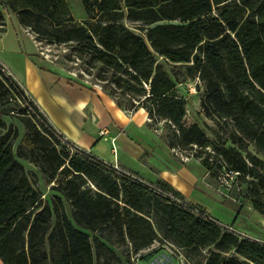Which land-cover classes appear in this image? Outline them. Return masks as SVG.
<instances>
[{"label": "trees", "instance_id": "1", "mask_svg": "<svg viewBox=\"0 0 264 264\" xmlns=\"http://www.w3.org/2000/svg\"><path fill=\"white\" fill-rule=\"evenodd\" d=\"M81 2L87 17L78 22L65 0H0V21L7 9L41 37L72 45L78 58L98 66L99 78L131 99L130 108L142 107L152 120L174 126L171 145L207 147L200 126L184 124L185 99L174 94L175 81L156 56L188 64L205 86L204 115L231 120V141L238 145L213 146L214 153L208 152L201 164L211 177L225 165L242 180L250 177L247 196L256 211L264 212V159L242 154L248 142L264 153V0ZM16 98L33 115L19 116L25 133L16 150L17 130L10 126L0 134V264H121L100 236L90 239L82 230H107L134 254L159 239L194 254L205 250L200 264H264V243L222 229L95 158L71 154L0 66V124L4 107ZM212 155L223 163L214 166ZM19 158L54 183L51 188L69 203L70 215L60 196H52L50 203L42 200ZM158 186L184 201L166 183Z\"/></svg>", "mask_w": 264, "mask_h": 264}, {"label": "rangeland", "instance_id": "2", "mask_svg": "<svg viewBox=\"0 0 264 264\" xmlns=\"http://www.w3.org/2000/svg\"><path fill=\"white\" fill-rule=\"evenodd\" d=\"M65 2L74 20L82 22L87 17L81 0H65ZM2 12L4 19L0 21V60L5 63L7 69H9L12 74L16 75L18 72L21 73V70L23 71L25 56L32 58V60L37 63L56 71L61 77L67 80L108 94L113 97L116 102H121V108L124 110L126 115H132L134 110L129 107L131 99L125 95L119 94V90L114 88L110 82L99 78L98 66L95 67L89 65L85 59L78 58L72 45L57 44L47 38H43L40 34L32 30V28L21 24L18 25L15 13L7 9H3ZM128 25L132 24L129 23ZM135 31L138 32L137 30ZM156 59L157 62H159L169 73L171 78L174 79V94L185 99V114L183 117L184 124L189 125L196 123L199 125L209 141L207 147H193V145L185 147L177 145L173 146L171 144L175 142L174 126L166 123L165 120L160 118L157 120L154 119L151 122L147 121V118L151 116L146 111L145 121L151 126L155 134L159 137H163L170 147L171 153L179 159L177 154H175V151L177 153L178 151L181 152L180 150L189 152L190 149H192V152L193 150H195V152L191 159H197L200 161L201 158H204L208 152L211 154L214 153L212 148L213 146L238 149V145L231 141V136L235 132L232 121L229 119L209 118L204 115L200 107V99L204 94L205 86L196 74L193 75V72H191L188 67L189 65L185 63L171 62L162 56H156ZM4 72L8 75L6 71ZM111 89H113L114 92L110 93ZM22 112L27 113L28 115H33L32 108L26 103L20 101V99L16 98L15 101L12 100L9 105L4 107L3 113L1 114V121L3 123L0 124V134L4 133L10 126L15 128L18 132V136L14 140V150H16V147L20 142L23 143L22 137L25 133V128L19 120V116ZM68 147L66 148H68L71 153L70 148L72 146L69 145ZM177 147H179L180 150H178ZM246 147V151H242V154L246 159V152L264 159V153L259 151L253 143L248 142ZM74 150L75 151H73V153L79 152L76 148H74ZM19 160L24 166V169L34 186H36L40 191L42 200L50 203L52 196H60L64 204L65 211L68 215H70L71 207L69 203L58 191L51 188L54 183H47L45 181V176L33 163L22 158H19ZM209 160L214 166L218 163V161L221 160L222 162L221 157H216L215 155H212ZM225 172L228 173L227 176L225 175ZM207 178L211 190L215 193L212 194L213 203L212 210L210 211V214L214 218L198 206L188 202L186 203L190 204L194 208H197L203 217L216 223L222 229L236 234L233 227L236 226L239 228V226H241L249 231L248 234L253 235L256 233L264 235V212L256 211L252 207L250 199L247 196V188L250 186L249 182L251 181V178L246 177L245 180H242L239 175L238 177H235L234 174L223 169L218 172L217 177H211L210 174L207 173ZM164 194L167 195V193ZM159 197L162 198L161 196ZM260 198L264 200V193H261ZM170 199L175 200L176 198L170 197ZM82 231L85 232L90 239L94 236H100L120 257L121 264H134L136 262V258H138V264H170L171 258L168 256L169 246H166L165 242L160 241L159 239H156L153 242V247L150 251L146 253L144 251H139L137 255L129 251V245L127 242H121L117 236L110 234L107 230H99L96 232H90L87 230ZM250 239L264 243V241L254 239V237ZM176 248L182 254L185 264L203 263V258L206 255L205 250L194 254L189 250H184L178 247Z\"/></svg>", "mask_w": 264, "mask_h": 264}, {"label": "crops", "instance_id": "3", "mask_svg": "<svg viewBox=\"0 0 264 264\" xmlns=\"http://www.w3.org/2000/svg\"><path fill=\"white\" fill-rule=\"evenodd\" d=\"M0 66L69 145L106 164L116 162L122 173L143 184L158 188V182L166 183L185 202L212 216L214 192L205 167L197 159L182 162L176 158L163 137L155 134L145 121L144 108L138 107L128 116L108 94L67 80L26 56L23 71L16 75L2 60ZM233 230L238 235L264 241V235L248 234L241 226H234Z\"/></svg>", "mask_w": 264, "mask_h": 264}, {"label": "built area", "instance_id": "4", "mask_svg": "<svg viewBox=\"0 0 264 264\" xmlns=\"http://www.w3.org/2000/svg\"><path fill=\"white\" fill-rule=\"evenodd\" d=\"M147 121L151 122V121H152V118H151V117H148V118H147ZM100 133H101V134H105V131H101ZM62 139L65 140L64 138H62ZM193 147H196V145H193ZM70 149H71V154H72L73 151H75V150H74L73 146H72ZM112 149H113V153H115L114 147H113ZM173 149H175V148H173ZM177 149L180 150L179 147H177ZM180 151H181V152L178 151V153L175 151V154H177V156L179 157V159H180L182 162H186V161L190 160V159L193 157L194 152H195V150H193V152H192V149H190L189 152L182 151V150H180ZM76 153H77V154L79 153L78 155L83 156V157H86V158H88V159H90V160H92V161L94 160V158H93L92 156H90L87 152H80V151H79V152H76ZM102 163H103V165H104L108 170H112V171H114V172L117 173V174H124V173H122V172L120 171V168H119V166L116 164V162H114L113 164H106V163H104V162H102ZM222 169H223V170H226V169H225V166H223ZM227 171H228V170H227ZM228 172L234 174L235 177H238V172H235V171H228ZM124 175H126V174H124ZM225 175L227 176L228 173L225 172ZM126 176H128V177H130V178H132V179H135V180H137V181L143 183L141 180H138V179H136V178H134V177H132V176H129V175H126ZM148 186H149L150 188H152L155 192H161L163 195H165L164 192H162L159 188H157V187H155V186H152V185H148ZM165 196L172 197L170 194H167V195H165ZM172 200H173L174 202H177L179 205L183 206L184 208L190 210V211L193 212L194 214L201 215L200 212H199V210H197V208H194V207L191 206L190 204H187L186 202L181 201V200H178V199H175V200L172 199ZM164 242H165V245H166V246H169V247H168V252H169L168 256L171 258L170 264H185V260H184V258H183V256H182V254L179 252V250H178L176 247H174V245H172L171 243L166 242V241H164ZM162 245H163V244H162ZM152 247H153V244H152L150 247L145 248V249H142V250H140V251H144V252L146 253V252L150 251V249H151ZM136 254H137V253H136ZM137 255H138V254H137ZM173 260H174V261H173ZM134 264H138V258H136V262H135Z\"/></svg>", "mask_w": 264, "mask_h": 264}]
</instances>
